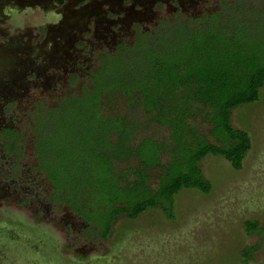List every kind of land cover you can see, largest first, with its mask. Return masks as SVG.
I'll return each instance as SVG.
<instances>
[{"label": "rangeland", "instance_id": "rangeland-1", "mask_svg": "<svg viewBox=\"0 0 264 264\" xmlns=\"http://www.w3.org/2000/svg\"><path fill=\"white\" fill-rule=\"evenodd\" d=\"M234 2L248 18L260 13L264 20V0H0V264H244L241 252L249 246L257 250L247 264H264V231L248 235L244 227L246 220L264 227V86L257 102L231 111L232 124L251 137L240 170L221 156H207L199 166L212 184L208 194L181 189L171 219L159 207L135 219L121 215L105 239L52 200L32 141L34 106L79 93L97 67V54L115 52L117 44L163 23L203 27ZM101 102L105 115L122 116L133 127L132 145L151 137L170 146L171 128L128 95L105 94ZM189 121L216 143L204 113ZM3 128L16 131L17 150ZM170 158L163 151L160 165L147 169L152 188ZM115 165L120 173L138 169L139 162L131 156Z\"/></svg>", "mask_w": 264, "mask_h": 264}, {"label": "trees", "instance_id": "trees-1", "mask_svg": "<svg viewBox=\"0 0 264 264\" xmlns=\"http://www.w3.org/2000/svg\"><path fill=\"white\" fill-rule=\"evenodd\" d=\"M239 4H225V11L207 18L203 27L176 20L152 32L139 31L132 43L97 54V67L79 93L64 94L53 106H34L30 118L36 168L52 185V200L95 225L101 238L112 233L121 215L135 219L159 207L173 218L174 197L181 189L208 194L212 184L199 163L209 155L223 157L235 170L242 168L251 137L232 124L231 111L260 98L264 20L260 13L248 18ZM117 91L140 103L153 121L171 128L170 146L151 137L131 144L128 121L102 112L103 96ZM201 113L216 143L190 124ZM1 133L10 138V149L17 150L16 131L4 128ZM163 151L171 158L152 188L147 169L160 165ZM131 156L138 169L117 173L115 161ZM244 227L248 235L264 231L258 220H246ZM256 250L243 248L244 264Z\"/></svg>", "mask_w": 264, "mask_h": 264}, {"label": "flooded vegetation", "instance_id": "flooded-vegetation-1", "mask_svg": "<svg viewBox=\"0 0 264 264\" xmlns=\"http://www.w3.org/2000/svg\"><path fill=\"white\" fill-rule=\"evenodd\" d=\"M3 129H4V128H3ZM3 129H2V130H3Z\"/></svg>", "mask_w": 264, "mask_h": 264}]
</instances>
